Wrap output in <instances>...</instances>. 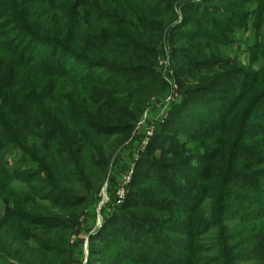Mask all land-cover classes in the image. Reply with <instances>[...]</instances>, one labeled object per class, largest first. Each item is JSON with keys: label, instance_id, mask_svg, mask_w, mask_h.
<instances>
[{"label": "trees", "instance_id": "16d2710c", "mask_svg": "<svg viewBox=\"0 0 264 264\" xmlns=\"http://www.w3.org/2000/svg\"><path fill=\"white\" fill-rule=\"evenodd\" d=\"M166 99L87 264H264V0H0V264H70L114 152Z\"/></svg>", "mask_w": 264, "mask_h": 264}, {"label": "rangeland", "instance_id": "374dc122", "mask_svg": "<svg viewBox=\"0 0 264 264\" xmlns=\"http://www.w3.org/2000/svg\"><path fill=\"white\" fill-rule=\"evenodd\" d=\"M243 32L237 33L233 35L234 41H232L230 46H228L231 51H229L230 56L238 55L241 57V59H245L247 56L246 53V45L245 42L250 40L251 42L253 40V36L250 34L249 31L245 32L244 35H242ZM242 36V37H241ZM242 38V40H240ZM237 39L240 40V42H237ZM223 48V51L227 54L226 50L228 49ZM166 52V57L163 60V76L162 78L166 81H168L171 84H174V82L170 81V77L168 76V72H170V52L168 48H164ZM169 100H155L153 101L147 109L144 111V115L139 123V130L137 134L131 135L129 139L124 142L120 148L116 149V151L113 154V157L110 162L111 168L108 169L106 174V179L103 182L102 188L100 189V192L97 195V200L92 205L87 207L86 209V218L81 219V225L80 228H76L75 231L70 236V246L73 248L75 253V259L74 261L76 263L74 264H87V258H88V238L89 235L95 234L102 222L104 221V215L101 213V210H107L108 213L113 212V210L116 207H119L121 203H123L125 200V195L127 193V190L125 186L127 184H124V179L127 175V172L125 173L123 170V167L125 165L132 166L134 162V158L138 157L139 154L144 149L145 140L144 134L148 130V124L152 123L153 120L157 119L160 120L163 118V114L167 111V106L170 105ZM145 123V124H144ZM143 124V125H141ZM141 125V126H140ZM147 142V140H146ZM17 157V156H16ZM15 157V158H16ZM200 165V164H199ZM200 167H204L202 164ZM109 178V179H108ZM15 187L25 190L26 185L21 182L15 180L13 182ZM113 184V185H112ZM114 189L124 190V195L121 198L116 199V202H112L110 198V194ZM124 200V201H123ZM123 201V202H122ZM131 203V202H130ZM129 203V204H130ZM134 204H131V207H133ZM208 208V202L205 209ZM127 211L128 208H125ZM131 209V208H130ZM4 212V204L2 201H0V218L3 217ZM209 212V211H207ZM109 235V234H107ZM166 257V255H165ZM164 257V258H165ZM100 258H95V263H98V260ZM8 264V263H7ZM13 264V263H11Z\"/></svg>", "mask_w": 264, "mask_h": 264}, {"label": "built area", "instance_id": "2783aa9c", "mask_svg": "<svg viewBox=\"0 0 264 264\" xmlns=\"http://www.w3.org/2000/svg\"><path fill=\"white\" fill-rule=\"evenodd\" d=\"M139 123H140V122H139ZM152 130H153V126H149V127H148V130H147V132H146V140H147L148 136H150V135L152 134ZM146 140H145V143H146ZM130 177H131V173H128V174L126 175L125 179H124V184H127V183L129 182ZM116 195H117L118 198L123 197V195H124V190H123V189L118 190V191L116 192Z\"/></svg>", "mask_w": 264, "mask_h": 264}, {"label": "crops", "instance_id": "0c3cea01", "mask_svg": "<svg viewBox=\"0 0 264 264\" xmlns=\"http://www.w3.org/2000/svg\"><path fill=\"white\" fill-rule=\"evenodd\" d=\"M74 259H75V253L73 254V252H72L71 255H70V258H69L70 264H74V263H76V262L74 261Z\"/></svg>", "mask_w": 264, "mask_h": 264}]
</instances>
